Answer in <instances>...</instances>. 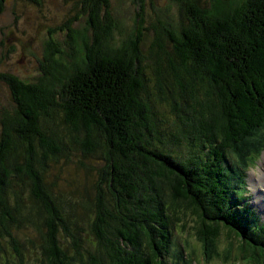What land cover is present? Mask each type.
<instances>
[{"label": "trees", "instance_id": "1", "mask_svg": "<svg viewBox=\"0 0 264 264\" xmlns=\"http://www.w3.org/2000/svg\"><path fill=\"white\" fill-rule=\"evenodd\" d=\"M80 2L36 77L0 71V264H150L182 204L263 246L229 151L264 124V0H135L126 33L112 0Z\"/></svg>", "mask_w": 264, "mask_h": 264}, {"label": "rangeland", "instance_id": "2", "mask_svg": "<svg viewBox=\"0 0 264 264\" xmlns=\"http://www.w3.org/2000/svg\"><path fill=\"white\" fill-rule=\"evenodd\" d=\"M133 1L112 0L113 14L120 33H126L129 29L131 31L134 13L138 11ZM82 7L80 0H5L4 10L0 14V71L16 74L28 81L36 77L40 73L37 71L39 58L44 55L41 51L43 43L50 37L58 40L60 47L66 50V36L71 27L73 31L85 27L87 17L82 13ZM71 19H74L73 23ZM11 101L9 89L0 83V102L10 107ZM232 147L229 151L232 166L247 170L251 165L247 172L249 191L255 195L256 200L253 198V202L264 219V124ZM66 172L69 173V179L74 177L79 184L75 195L86 192L88 180L83 168L70 163L63 174ZM89 194L92 195L91 190ZM168 220L170 235L164 240L158 237L161 241L157 244L158 255L151 259L150 264H264V251L262 257H238L239 253H226L216 240L200 235L198 217L189 208H184V204L177 208L175 214L171 210ZM229 231L223 227L219 230L223 238L226 235L235 237ZM33 234L36 236L33 231L26 232L30 237ZM19 238L22 242V238ZM223 242L221 239L220 243ZM7 244L4 241L5 247ZM11 256L13 252L10 259Z\"/></svg>", "mask_w": 264, "mask_h": 264}, {"label": "water", "instance_id": "3", "mask_svg": "<svg viewBox=\"0 0 264 264\" xmlns=\"http://www.w3.org/2000/svg\"><path fill=\"white\" fill-rule=\"evenodd\" d=\"M230 249H235L236 247H234V246H231V247H229ZM238 249V248H237ZM225 251H229V250H225Z\"/></svg>", "mask_w": 264, "mask_h": 264}, {"label": "bare ground", "instance_id": "4", "mask_svg": "<svg viewBox=\"0 0 264 264\" xmlns=\"http://www.w3.org/2000/svg\"><path fill=\"white\" fill-rule=\"evenodd\" d=\"M226 151V150H225ZM228 151H229V149H228ZM260 176V175H259ZM261 177V176H260ZM251 237V236H250Z\"/></svg>", "mask_w": 264, "mask_h": 264}]
</instances>
